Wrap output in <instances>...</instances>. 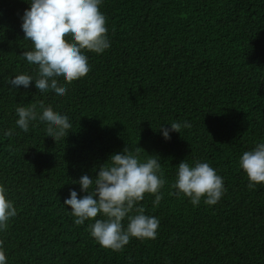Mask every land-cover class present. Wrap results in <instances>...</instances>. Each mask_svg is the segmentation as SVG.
Returning <instances> with one entry per match:
<instances>
[{
  "label": "trees",
  "instance_id": "1",
  "mask_svg": "<svg viewBox=\"0 0 264 264\" xmlns=\"http://www.w3.org/2000/svg\"><path fill=\"white\" fill-rule=\"evenodd\" d=\"M24 0H0V184L18 214L0 232L8 264H264V184L249 187L242 153L264 139V0H104L111 47L85 51L89 73L66 84L64 97L4 81L35 75L21 53ZM51 106L71 129L58 141L36 121L19 129L15 108ZM188 121L165 140L162 124ZM11 130V135H5ZM125 146L160 157L166 179L158 205L140 202L160 224L155 239L132 238L120 252L101 247L88 224L63 205L79 195ZM206 161L225 194L208 206L172 187L182 160ZM99 218V216L97 217ZM127 224V220L124 221Z\"/></svg>",
  "mask_w": 264,
  "mask_h": 264
},
{
  "label": "clouds",
  "instance_id": "2",
  "mask_svg": "<svg viewBox=\"0 0 264 264\" xmlns=\"http://www.w3.org/2000/svg\"><path fill=\"white\" fill-rule=\"evenodd\" d=\"M25 8L21 19L24 40L31 42V48L21 55L29 65L35 66V75L27 72L17 73L4 83L11 88H29L34 82L39 93H53L64 97L68 91L58 84L60 79L71 84L86 76L90 71L85 51L101 54L111 47L106 27V18L100 10L104 0H24ZM15 108L16 126L27 133L33 122L47 125L45 136L60 140L71 129L69 117L55 112L51 106L39 105ZM170 127L162 124L158 129L165 140L171 139L172 132L182 127L190 128L188 121L171 122ZM5 135H11L6 130ZM141 147L130 149L125 146L121 152L113 153L99 166L94 177L82 175L78 196L75 189H69L65 205L77 226L88 224L90 236L103 248L120 252L132 238L155 239L160 221L147 215L140 202L144 194L154 196L153 203L158 205L162 199L161 189L167 182L161 175L160 157L156 154L143 157ZM239 167L246 173L249 187L264 184V139L255 142L254 147L242 153ZM177 194L189 198L193 206L203 203L208 206L217 204L226 192L223 177L206 161L185 159L180 161L172 185ZM18 214L14 202L7 197V188L0 184V232L8 227L11 218ZM99 216V218H97ZM127 220V224L124 221ZM0 264H8V258L0 242ZM131 264V258H130Z\"/></svg>",
  "mask_w": 264,
  "mask_h": 264
}]
</instances>
